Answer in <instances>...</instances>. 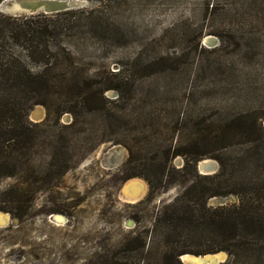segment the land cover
Listing matches in <instances>:
<instances>
[{"label": "rangeland", "instance_id": "rangeland-1", "mask_svg": "<svg viewBox=\"0 0 264 264\" xmlns=\"http://www.w3.org/2000/svg\"><path fill=\"white\" fill-rule=\"evenodd\" d=\"M79 1L85 5L70 10L78 12L75 28L66 30L61 43L93 84L115 86L103 90L104 100L96 95L93 106L103 112L114 108L123 119L104 133L103 112L89 114L76 106L75 128H61L71 123L64 112L58 125L30 129L32 151L0 172L14 170L0 178V213L8 219L0 226V264H175L163 258L168 242L155 221L191 177L178 175L149 195L142 177H128L124 145L107 142L86 151L97 140L117 136L145 164L161 161L169 143L171 151L183 154L170 162L175 169L206 152L211 154L202 159L217 165V157L248 158L245 142H264V0ZM85 13H91L90 21ZM38 107L39 122L30 119ZM44 117V107L32 106L30 122L40 125ZM240 117L254 127L235 130L231 122ZM221 132L228 146L212 151L205 137ZM54 148L68 150L71 168L49 179L40 172L54 158ZM132 178L145 188L137 202L127 203L118 195ZM236 201L232 195L213 197L208 205ZM54 216L62 221L54 222ZM192 248L200 252L204 246Z\"/></svg>", "mask_w": 264, "mask_h": 264}, {"label": "trees", "instance_id": "trees-1", "mask_svg": "<svg viewBox=\"0 0 264 264\" xmlns=\"http://www.w3.org/2000/svg\"><path fill=\"white\" fill-rule=\"evenodd\" d=\"M77 13L68 11L20 17L0 14V172L17 156L32 151L35 138L31 128L46 126L52 121L58 125L62 113L67 112L71 123L61 128L73 129L79 119L80 108L76 106H82L89 114L101 115L104 108L93 106L92 100L96 95L104 100L103 90L116 89L111 85L99 86L102 85L100 82L93 84V76L70 57L68 49L61 43L66 30L75 28ZM90 14L85 13L87 21L91 19ZM91 89L94 93L88 94ZM73 94L83 97L72 99L69 96ZM53 96H57L55 103L52 102ZM35 105L45 109L40 125L28 120L29 111ZM119 113L114 108L103 112L104 133L114 130L117 122L123 119ZM244 119L240 117L232 121L231 126L238 131L239 128L244 131L252 129L254 122L247 126ZM223 135L221 132L205 137L211 142L212 151L228 146L223 143ZM115 137L95 141L86 153L107 142L124 145L128 152L124 163L128 177H142L149 186V195L165 188L178 175L191 177V183L163 208L155 221V227L165 231L168 242L164 259L180 264L178 256L181 254L223 252L227 256L224 264H264V142H245L250 146L248 158L223 160L215 157L218 171L203 176L197 173L196 164L211 152L189 156L180 169H175L170 162L182 153L171 151L170 143L163 148L161 161L153 158L151 163L145 164L140 163L131 149ZM53 153L51 163L46 165L44 172H40L49 179L59 177L71 168L66 162L69 156L67 149L54 148ZM55 158L61 162L57 163ZM13 173L14 170L0 173V178ZM229 195L236 197V203L216 207L208 205L210 198ZM186 243L188 246H184ZM193 245H203L204 249L194 251Z\"/></svg>", "mask_w": 264, "mask_h": 264}, {"label": "water", "instance_id": "water-1", "mask_svg": "<svg viewBox=\"0 0 264 264\" xmlns=\"http://www.w3.org/2000/svg\"><path fill=\"white\" fill-rule=\"evenodd\" d=\"M84 5H85V2L79 1V0H2L0 2V13L11 16V17L32 16L36 14L51 15V14H57V13L66 12V11H70L74 9H79V8H82ZM42 112H43L42 108L40 107L36 108V117L33 116V113H32V116L30 119L34 121L38 120L37 122L41 121ZM67 117L68 116H63V119L66 120ZM261 124L264 128V118L261 120ZM112 148H115V147H112ZM196 169L200 175L210 176L217 172L218 165L216 162L212 160L202 159L199 162H197ZM127 182L128 180L123 184L121 188V192L126 191L130 188V185L126 184ZM1 225L3 224L0 223V226ZM218 253H223V252L196 255V257H201L203 259L204 256L206 255L210 256V259L203 261L202 264H223L225 263V261L227 260L226 254L223 253L224 259L223 261L220 262L215 257ZM182 256H195V255L181 254L178 256V259L180 262H181Z\"/></svg>", "mask_w": 264, "mask_h": 264}, {"label": "bare ground", "instance_id": "bare-ground-1", "mask_svg": "<svg viewBox=\"0 0 264 264\" xmlns=\"http://www.w3.org/2000/svg\"><path fill=\"white\" fill-rule=\"evenodd\" d=\"M126 184L130 185V188L126 191H122L119 193V198L120 200L127 202V203H135L137 200L143 195L144 193V188L145 184L140 181L139 179H129ZM7 215V214H6ZM5 214L0 213V223L1 224H6L7 222V216ZM54 222H61L62 219L59 216H54ZM57 224V223H56ZM220 262L224 258L223 253H218L215 256ZM210 259L209 255L204 256L202 259L201 257H196V256H182L181 257V262L184 264H202L203 261Z\"/></svg>", "mask_w": 264, "mask_h": 264}]
</instances>
